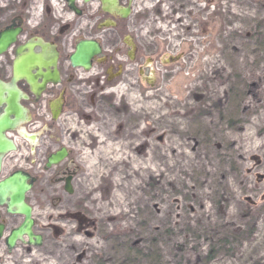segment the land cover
<instances>
[{"label": "rangeland", "instance_id": "rangeland-1", "mask_svg": "<svg viewBox=\"0 0 264 264\" xmlns=\"http://www.w3.org/2000/svg\"><path fill=\"white\" fill-rule=\"evenodd\" d=\"M123 24L122 56L167 65L123 112L80 97L64 136L80 133L84 190L47 195L43 242L7 264H264V0H138Z\"/></svg>", "mask_w": 264, "mask_h": 264}, {"label": "flooded vegetation", "instance_id": "flooded-vegetation-1", "mask_svg": "<svg viewBox=\"0 0 264 264\" xmlns=\"http://www.w3.org/2000/svg\"><path fill=\"white\" fill-rule=\"evenodd\" d=\"M137 1L0 0V34L15 33L14 39L0 53V116L16 119L14 111L11 112L12 104L16 106L15 111L20 112L14 127L2 131L15 149L1 157L0 180L15 171L28 177L26 182L30 188L24 201L31 207L33 232L41 236V243L44 229H36L35 215L41 201L47 200V195H54L57 203L63 206L65 195L84 190L79 161L85 150L80 152L74 143L80 133H72L67 140L64 136V132L74 126L75 116L81 113L75 106L80 105V97L96 96L115 105L118 95H128L136 90L141 93L152 91L148 87L142 88L141 84L151 79L142 69L148 68L151 73L167 65L164 64L166 59L157 61L156 54L149 52L139 54L138 48L126 56L114 48L123 36V22L133 14ZM133 30H137L136 24ZM133 35L136 37V33ZM84 39L95 41L100 48V53L92 57L88 71L74 67L70 60L76 43ZM147 49L153 50L154 45ZM29 51L37 56L36 65L28 69L35 86H31L19 67L14 73L15 61L25 66ZM167 59L169 64L179 61L171 62L168 56ZM104 64H109L113 74L108 76V69L104 73L98 68ZM54 71L56 80L51 77ZM122 110L118 105L115 111ZM102 128L108 137L114 131V127ZM62 149L65 155L46 166L48 157ZM23 153L25 156L19 159L21 164H12L15 168L5 174V164L17 160L15 155ZM23 219V214L9 212L6 204L0 203V264H7L10 258H19L38 247L27 244L26 238L23 241L17 239L12 247L8 246L7 237Z\"/></svg>", "mask_w": 264, "mask_h": 264}, {"label": "water", "instance_id": "water-1", "mask_svg": "<svg viewBox=\"0 0 264 264\" xmlns=\"http://www.w3.org/2000/svg\"><path fill=\"white\" fill-rule=\"evenodd\" d=\"M15 33L4 32L0 34V53L5 50L9 43L14 39ZM30 50V48H29ZM98 44L93 40H80L76 43L73 53L70 55L71 63L74 67H82L88 70L91 66V59L93 56L98 55L100 52ZM178 59V56L173 57L172 60ZM37 56L33 52L29 51V58L25 66L18 65L15 61L14 63V73H17V67L23 76H26L28 82L31 86H35V80L29 74V68L36 65ZM38 74L40 72H37ZM54 80L57 79V74L54 73L51 76ZM11 112L14 111L16 119L10 120L6 116H0V165L1 157L4 153L12 151L15 149L13 142L2 134L3 129L12 128L20 115V112L15 111L16 106L11 105ZM26 136V135H25ZM65 155L64 149L48 157L46 166H50L53 163L59 161ZM27 176L19 171L13 172L11 175L0 180V203H5L7 206V211L18 212L24 215L23 221L13 230H11L9 236L7 237V244L12 247L17 239L23 241L26 238V243L39 246L41 245V236L35 234L32 230L33 219L31 217V207L25 203V193L29 190L30 184L27 183ZM67 192H71L67 188ZM8 199V200H7ZM1 231V227H0Z\"/></svg>", "mask_w": 264, "mask_h": 264}]
</instances>
